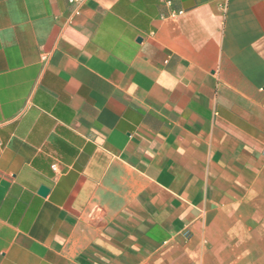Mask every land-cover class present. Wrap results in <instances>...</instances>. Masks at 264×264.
I'll use <instances>...</instances> for the list:
<instances>
[{"label":"crops","instance_id":"obj_1","mask_svg":"<svg viewBox=\"0 0 264 264\" xmlns=\"http://www.w3.org/2000/svg\"><path fill=\"white\" fill-rule=\"evenodd\" d=\"M0 264H264V0H0Z\"/></svg>","mask_w":264,"mask_h":264},{"label":"water","instance_id":"obj_2","mask_svg":"<svg viewBox=\"0 0 264 264\" xmlns=\"http://www.w3.org/2000/svg\"><path fill=\"white\" fill-rule=\"evenodd\" d=\"M47 193V189L43 186L39 188V194L44 196Z\"/></svg>","mask_w":264,"mask_h":264},{"label":"built area","instance_id":"obj_3","mask_svg":"<svg viewBox=\"0 0 264 264\" xmlns=\"http://www.w3.org/2000/svg\"><path fill=\"white\" fill-rule=\"evenodd\" d=\"M53 169H54V166H53Z\"/></svg>","mask_w":264,"mask_h":264}]
</instances>
